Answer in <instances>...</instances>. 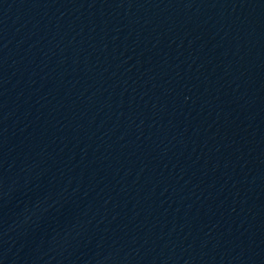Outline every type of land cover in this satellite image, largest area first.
Here are the masks:
<instances>
[{"label": "water", "instance_id": "water-1", "mask_svg": "<svg viewBox=\"0 0 264 264\" xmlns=\"http://www.w3.org/2000/svg\"><path fill=\"white\" fill-rule=\"evenodd\" d=\"M0 264H264V0H0Z\"/></svg>", "mask_w": 264, "mask_h": 264}]
</instances>
